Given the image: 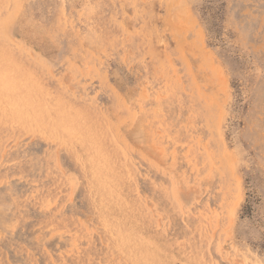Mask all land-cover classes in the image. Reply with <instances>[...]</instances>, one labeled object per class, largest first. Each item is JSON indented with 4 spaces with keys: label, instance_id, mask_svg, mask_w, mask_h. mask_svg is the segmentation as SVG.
Returning <instances> with one entry per match:
<instances>
[{
    "label": "rangeland",
    "instance_id": "rangeland-1",
    "mask_svg": "<svg viewBox=\"0 0 264 264\" xmlns=\"http://www.w3.org/2000/svg\"><path fill=\"white\" fill-rule=\"evenodd\" d=\"M0 45V264H264V0H0Z\"/></svg>",
    "mask_w": 264,
    "mask_h": 264
},
{
    "label": "bare ground",
    "instance_id": "bare-ground-1",
    "mask_svg": "<svg viewBox=\"0 0 264 264\" xmlns=\"http://www.w3.org/2000/svg\"><path fill=\"white\" fill-rule=\"evenodd\" d=\"M64 19H65V18H64ZM0 46H1V45H0ZM15 66H16V65H15ZM21 66H22V65H21ZM10 67H11V65H10ZM8 68H9V67H7V69H8ZM12 68H13V67H12ZM16 68H17V66H16ZM0 69H1V68H0ZM2 71H3V70H2ZM19 72H20V71H19ZM19 72H18V73H19ZM23 73H24V72H23ZM20 74H21V73H20ZM11 75H12V74H11ZM18 76H21V75H18ZM24 76H25V75H24ZM27 76H28V75H27ZM8 77H10V76H8ZM11 77H12V76H11ZM29 77L32 78L31 75H29ZM14 78H15V77H14ZM22 78H24V77H22ZM25 78H26V77H25ZM27 78H28V77H27ZM12 80H14V79H12ZM26 80H27V79H26ZM30 83H31V82H30ZM25 84H26V83H25ZM25 84H24V85H25ZM35 84H37V82H36ZM21 85L23 86V84H21ZM31 85H32V84H31ZM31 85H30V86H31ZM39 85H41V84H39ZM23 87H24V86H23ZM28 88H32V87H28ZM15 89H16V88H15ZM22 89H26V88H22ZM32 89H33V88H32ZM12 90H13V89H12ZM27 91H28V90H27ZM27 91H24V92H27ZM31 91H33V90H31ZM20 92H21V91H20ZM33 92H34V91H33ZM33 92H31V93H33ZM34 93H35V92H34ZM34 93H33V94H34ZM33 94H32V95H33ZM35 94H36V93H35ZM36 95H38V94H36ZM45 95H46V94H45ZM15 96H16V95H15ZM23 96H24V95H23ZM33 96H34V95H33ZM33 96H32V97H33ZM46 97H47V96H46ZM46 97H45V98H46ZM24 98H25V97H24ZM33 98H34V97H33ZM38 98H40V97L38 96ZM38 98H37V99H38ZM11 99H12V98H11ZM14 99H15V98H14ZM16 99H19V98H16ZM29 100H30V99H29ZM32 100H33V99H32ZM34 101H35V100H34ZM40 101H41V100H40ZM47 101H48V100H47ZM48 103H49V102H48ZM34 104H35V103H34ZM23 105H24V104H23ZM44 105H45V104H44ZM44 105H43V106H44ZM40 106H41V102H40ZM62 106H64V105H62ZM22 107H23V106H22ZM67 107H68V106H67ZM34 108H35V107H34ZM40 108H43V107H40ZM44 109H45V108H44ZM24 110H25V109H24ZM26 110H27V109H26ZM9 111H10V109H9ZM27 111H28V110H27ZM42 111H43V113H44V110H42ZM46 111H47V110H46ZM49 111H50V110H49ZM49 111H47V113H48L47 116L49 115ZM5 112H6V111H5ZM37 112H38V111H37ZM7 113H8V112H7ZM5 114H6V113H5ZM44 114H46V113H44ZM3 115H4V113H3ZM3 115H2V116H3ZM47 116H46V117H47ZM50 116H51V114H50ZM50 116H49V117H50ZM53 116H54V115H53ZM77 117H78V116H77ZM132 117H133V116H132ZM47 118H48V117H47ZM53 118H54V117H53ZM85 118H86V117H85ZM3 119H4V118H3ZM73 119H74V118H73ZM82 119H83V117H82ZM5 120H6V119H5ZM41 120H42V119H41ZM46 120H47V119H46ZM86 120H87V119H86ZM90 120H91V119H90ZM97 120H98V119H97ZM9 121H11V120H9ZM14 122H15V121H14ZM46 122H47V121H46ZM49 122H51V120H50ZM76 122H77V121H76ZM85 122L87 123V121H85ZM53 123H54V122H53ZM53 123H51V124H53ZM56 123H57V122H56ZM80 123H81V122H80ZM80 123H79V124H80ZM76 124H77V123H76ZM89 124H90V122H89ZM54 125H55V124H54ZM49 126H52V125H49ZM58 126H59V125H58ZM77 126H78V124H77ZM81 126H83V125H81ZM84 127H85V126H84ZM54 128H56V127L54 126ZM59 128H60V127H59ZM61 128H62V127H61ZM78 128H80V127H78ZM88 128H89V125H88ZM91 128H92V127H91ZM62 129H63V128H62ZM80 129H82V128H80ZM80 129H79V130H80ZM83 129H84V128H83ZM96 129H97V128H96ZM98 129H99V128H98ZM98 129L96 130L97 132H98ZM63 130H64V129H63ZM94 130H95V128H94ZM64 131H65V130H64ZM81 131H82V130H81ZM87 131H88V129H87ZM66 132H67V131H66ZM79 132H80V131H79ZM79 132H78V129H77V133H75V135H77ZM68 133H69V132H68ZM70 133H71V132H70ZM95 133H96V132H95ZM100 133H101V136H102L103 132L100 131ZM84 134H85V132H84ZM98 134H99V133H98ZM79 135H80V134H79ZM99 135H100V134H99ZM112 135H113V134L111 133V136H112ZM73 136H74V135H73ZM84 137H86V136L84 135ZM72 138H74V137H72ZM99 138H100V137H99ZM102 138H103V137H102ZM112 138H113V136H112ZM89 139H90V138H89ZM80 140H81V139H80ZM88 141H89V140H88ZM99 141H100V140H99ZM101 141H102V140H101ZM103 141H104V139H103ZM89 142H90V141H89ZM94 142H95V141H91V145H92L91 147H93V144H92V143H94ZM101 143H103V142H101ZM106 143H107V142H106ZM72 144H73V143H72ZM98 144H99V142H98ZM76 145H78V144H76ZM79 145H81V144L79 143ZM79 145H78V146H79ZM89 145H90V144H89ZM104 145H105V144H104ZM94 146H95V144H94ZM110 146H111V145H110ZM85 147H86V146H85ZM91 147H90V148H91ZM98 147H99V149L101 148L100 146H98ZM98 147H97V148H98ZM81 148H82V147H81ZM90 148H89V150H90ZM107 148H108V147H107ZM109 148H110V147H109ZM109 148L106 149V150L108 151ZM96 150H97V149H96ZM102 150H103V149H102ZM81 151H82V150H81ZM92 151H93V150H92ZM77 152H78V151H77ZM82 152H83V151H82ZM90 152H91V151H90ZM98 152H100V150H99ZM98 152H97V153H98ZM108 152H109V151H108ZM80 153H81V152H80ZM84 153L86 154V152H84ZM92 153H93V152H92ZM95 153H96V151H95ZM95 153H94V154H95ZM109 153L111 154V152H109ZM103 154H104V153H103ZM79 155H80V154H79ZM106 155H107V154H106ZM111 155H112V154H111ZM111 155H110V156H111ZM99 156H102V155H99ZM103 156H104V155H103ZM110 156H109V157H110ZM97 157H98V156H97ZM113 157H114V156H113ZM125 157H126V156H125ZM80 158H81V157H80ZM111 158H112V157H111ZM81 159H83V158H81ZM95 159H96V158H95ZM106 159H107V158H106ZM84 160H85V159H84ZM87 160H88V158H86V161H87ZM114 160H115V159H114ZM114 160H113V161H114ZM91 161H92V160H91ZM95 162H97V160H96ZM106 162H107V161H106ZM81 163H82V162H81ZM93 163H94V162H93ZM97 163H98V162H97ZM123 163H125V162H123ZM106 164H107V163H106ZM87 165H88V164H87ZM94 165H95V164H94ZM88 167L90 168V165H89ZM119 167H120V166H119ZM82 168H83V167H82ZM121 168H122V167H121ZM126 168H127V166H126ZM104 169H105V168H104ZM115 169H116V168H115ZM117 169H118V168H117ZM91 170H92V169H91ZM94 170H95V169H94ZM108 171H109V170H108ZM114 171H115V170H114ZM121 172H122V171H121ZM127 172H130V171L127 170ZM83 173H84V172H83ZM88 173H90V172H88ZM92 173L95 174L94 171H92ZM127 174H128V173H127ZM90 175H91V174H90ZM117 175H123V174H120V173H119V174H117ZM84 177H85V176H84ZM91 177H92V175H91ZM98 177H99V176H98ZM121 177H122V176H121ZM102 178H106V177L103 176ZM84 179H85V178H84ZM117 179H118V176H117ZM120 179H121V178H120ZM127 179H128V178H127ZM122 180H123V179H122ZM87 181H88V180H87ZM111 182H112V181H111ZM115 184H116V183H115ZM122 184H123V183H122ZM124 184H125V183H124ZM86 185H87V184H86ZM125 185H126V184H125ZM93 186H94V185H93ZM115 186H117V185H115ZM126 186H127V185H126ZM118 187H119V186H118ZM109 189H110V188H109ZM109 189H108V190H109ZM130 189H131V188H130ZM122 190H123V189H122ZM127 190H128V188H127ZM88 192H89V190H88ZM121 192H122V191H121ZM121 192H120V194H122ZM115 193H116V191H115ZM89 194H90V193H89ZM98 194L100 195L101 193L99 192ZM117 194H118V192H117ZM123 194H126V193L124 192ZM128 194H129V193H128ZM115 195H116V194H115ZM130 195H131V194H130ZM94 196H95V195H94ZM120 196H121V195H120ZM124 196H125V195H124ZM126 196H127V195H126ZM126 196H125V198H126ZM87 197H88V196H87ZM121 197H122V196H121ZM131 197H132V196H131ZM127 198H128V197H127ZM88 199H89V198H88ZM91 199H92V198H91ZM99 199H100V198H99ZM120 199H121V198H120ZM123 199H124V198H123ZM103 200H105V198H104ZM129 200H130V199H129ZM133 200H135V199H133ZM133 200H130V201H133ZM92 201H93V200H92ZM105 201H106V200H105ZM119 201H120V200H119ZM124 201H125V200H124ZM130 201H128V199H127V203H126V204H128V202H130ZM135 201H136V200H135ZM106 202H107V201H106ZM109 202H110V201H109ZM109 202H107V203H109ZM122 202H123V201H122ZM130 203H131V202H130ZM135 203H136V202H135ZM90 204H91V203H90ZM96 204H98V202H97ZM133 204H134V203H133ZM105 205H106V203H105ZM129 205H130V204H129ZM93 206H94V205H93ZM98 206H99V205H98ZM122 206H123V205H122ZM127 206H128V205H127ZM109 207H110V206H109ZM124 207H125V205H124ZM132 207H133V206H132ZM136 207H137V206H136ZM105 208H106V207H105ZM100 209H101V208H100ZM112 209H113V208H112ZM124 209H125V208H124ZM131 209H132V208H131ZM101 211H102V210H101ZM102 212H103V211H102ZM105 212H106V211H105ZM103 213H104V212H103ZM139 213H140V212H139ZM107 216H108V215H107ZM108 217H111V216H108ZM112 217H113V216H112ZM112 217H111V218H112ZM116 218H118V217H116ZM116 218H115V221H116ZM122 218H123V217H122ZM141 218L143 219V217H141ZM141 218H140V219H141ZM119 219H120V218H119ZM142 219H141V220H142ZM122 220H123V219H122ZM117 221H118V220H117ZM126 221H127V220H126ZM129 221H131V220H129ZM119 223H120V222H119ZM130 224H131V223H130ZM143 224H144V223H143ZM122 225H123V224H122ZM131 225H132V224H131ZM131 225H130V227H131ZM136 225H137V224H136ZM136 225H135V226H136ZM103 226H104V225H103ZM125 226H126V225H125ZM127 226H128V224H127ZM135 226H134V227H135ZM137 226H138V225H137ZM107 228H108V227H107ZM128 228H129V227H128ZM132 228H133V227H131V229H132ZM131 229H130V230H131ZM141 230H142V229H141ZM131 231H132V230H131ZM133 231H134V230H133ZM136 231H137V228H136ZM136 231H135V232H136ZM139 231H140V230H139ZM109 232H110V231H109ZM142 232H143V231H142ZM142 232H141V236H142ZM137 234H139V232H138ZM106 235H107V234H106ZM139 236H140V235H139ZM141 236H140V237H141ZM144 236H145V235H144ZM108 237H109V236H108ZM145 237H146V236H145ZM145 237H144V238H145ZM110 238H111V236H110ZM110 238H109V239H110ZM148 239H151V238H148ZM140 240H142V239H140ZM110 241H111V240H110ZM144 241H145V240H144ZM151 241H152V240H150V243H151ZM147 242L149 243L148 240H147ZM147 242H146V243H147ZM155 242H156V241H155ZM159 242H160V241H159ZM161 242H162V241H161ZM134 243H135V241H134ZM150 243H149V244H150ZM156 243H158V241H157ZM163 243H164V242H163ZM163 243H162V244H163ZM111 244H114V243H111ZM152 245H153V244H152ZM148 247H150V245H149ZM151 248H153V247H151ZM162 248H163V246H162ZM153 250H154V249H153ZM156 251H157V250H156ZM161 251H162V250H161ZM163 252H165V251L163 250ZM148 255H149V254H148ZM158 255H159V253H158ZM158 255H157V256H158ZM169 257H170V256H169ZM172 257H173V256H172ZM160 258H161V257H160ZM160 258H159V259H160ZM156 259H157V258H156ZM167 259H169V258H167ZM151 261H152V260H151ZM164 261H165V260H164ZM164 261H163V262H164ZM166 261H167V260H166ZM157 262H159V261L157 260ZM160 263H161V262H160ZM166 263H167V262H166ZM164 264H165V263H164Z\"/></svg>",
    "mask_w": 264,
    "mask_h": 264
}]
</instances>
